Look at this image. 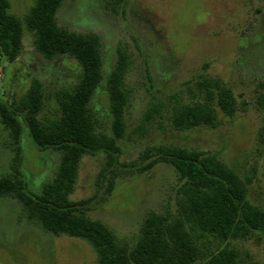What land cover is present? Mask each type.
Listing matches in <instances>:
<instances>
[{"label": "rangeland", "instance_id": "rangeland-1", "mask_svg": "<svg viewBox=\"0 0 264 264\" xmlns=\"http://www.w3.org/2000/svg\"><path fill=\"white\" fill-rule=\"evenodd\" d=\"M33 1L11 0V13L24 16ZM57 23L71 32L100 38L105 76L114 69L119 46L130 57L127 135L120 142L119 159L126 173L107 195L96 187L105 155L86 156L71 196L74 201L93 200L92 219L131 242L148 213L173 206L174 170L157 165L139 171L141 152L160 144L216 155L242 177L252 178L249 199L264 209V111L258 103L264 94V0H128L126 6L119 0H63ZM80 71L68 57L46 60L25 29L20 57L13 63L0 57V97L7 101L21 97L33 80L40 81L48 93L69 88ZM202 81H219L228 91L235 109L232 116L215 106L213 127L180 132L160 116L151 126L145 125L151 102L171 106L186 83L193 86ZM92 105L109 133L112 117L104 87ZM7 142L8 134L0 125V176L9 172L14 155ZM22 147L25 176L39 192L55 176L60 154L38 151L26 135ZM234 245L264 264V235ZM0 264H96V255L81 240L56 238L27 223L15 201L0 198Z\"/></svg>", "mask_w": 264, "mask_h": 264}, {"label": "trees", "instance_id": "trees-1", "mask_svg": "<svg viewBox=\"0 0 264 264\" xmlns=\"http://www.w3.org/2000/svg\"><path fill=\"white\" fill-rule=\"evenodd\" d=\"M127 2L119 0L122 6ZM62 4L63 0H34L28 12L18 17L11 13V0H0V57L10 63L20 57L26 29L46 60L68 57L81 69L69 88L48 93L40 81L33 80L21 97L11 101L0 97V125L14 154L9 172L0 176V198L15 201L22 218L45 233L85 242L95 253L96 264H261L234 245L264 235V209L249 199L252 178L242 177L214 154L164 144L141 152L140 173L166 165L174 170L177 184L173 206L148 213L131 242L89 216L92 199L72 200L84 157L105 155L96 187L107 195L126 173L119 159L120 142L127 135L130 57L119 46L114 69L105 76L100 38L60 27L57 14ZM103 87L112 117L109 133L92 105ZM185 87L171 106L151 102L145 125L151 126L160 116L182 132L213 127L215 106L233 115L232 98L219 81L186 83ZM258 103L264 111V94ZM25 135L38 151L60 154L55 176L39 192L32 189L24 172Z\"/></svg>", "mask_w": 264, "mask_h": 264}]
</instances>
